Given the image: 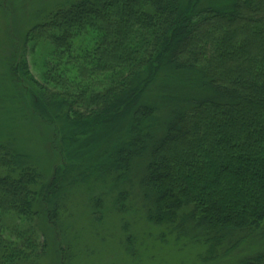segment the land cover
Masks as SVG:
<instances>
[{
	"label": "trees",
	"instance_id": "16d2710c",
	"mask_svg": "<svg viewBox=\"0 0 264 264\" xmlns=\"http://www.w3.org/2000/svg\"><path fill=\"white\" fill-rule=\"evenodd\" d=\"M19 42L6 113L39 135L47 167L0 132V264L38 260L93 178H136L147 223L198 232L217 260L264 240V0H73Z\"/></svg>",
	"mask_w": 264,
	"mask_h": 264
},
{
	"label": "rangeland",
	"instance_id": "374dc122",
	"mask_svg": "<svg viewBox=\"0 0 264 264\" xmlns=\"http://www.w3.org/2000/svg\"><path fill=\"white\" fill-rule=\"evenodd\" d=\"M70 1L73 0L0 2V132L15 139L17 147L31 155L35 160L33 163H39L35 166L42 171H46L47 158L39 135L34 133L31 125L22 124L10 111L6 113V105L11 106L4 76L6 58L26 30L59 4ZM216 1L227 0H206V3ZM24 57L30 74L39 81L45 71V51L41 45L26 44ZM111 185L110 178H93L78 190L73 204L61 219L58 233L50 231L52 235L45 238L46 250L32 264H235L238 258L264 251V240L241 242L240 238L237 241L240 245L228 257L217 260L220 251L208 253L209 245L196 238L198 232L184 230L183 235L180 232L169 234L165 228L147 223L146 203L136 178L117 188ZM119 194H124L120 211L116 208ZM37 225L38 220L35 221ZM54 236L58 247L54 244ZM231 246L234 244H224L222 252Z\"/></svg>",
	"mask_w": 264,
	"mask_h": 264
}]
</instances>
